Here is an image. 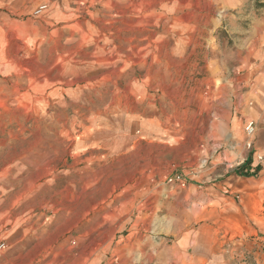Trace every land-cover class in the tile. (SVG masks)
<instances>
[{
    "label": "rangeland",
    "instance_id": "1",
    "mask_svg": "<svg viewBox=\"0 0 264 264\" xmlns=\"http://www.w3.org/2000/svg\"><path fill=\"white\" fill-rule=\"evenodd\" d=\"M31 3L0 81V264H264V191L225 193L204 154L218 80L186 46L192 1ZM214 13L227 60L264 0Z\"/></svg>",
    "mask_w": 264,
    "mask_h": 264
},
{
    "label": "crops",
    "instance_id": "2",
    "mask_svg": "<svg viewBox=\"0 0 264 264\" xmlns=\"http://www.w3.org/2000/svg\"><path fill=\"white\" fill-rule=\"evenodd\" d=\"M191 1L192 5L188 9L191 29L187 28L183 33L186 46L191 53L196 52L198 47L207 48L212 53L207 57V66L210 69L207 74L213 81L218 80L216 94L218 98L214 100L213 95L207 97L208 102H215L217 105L208 110L215 112L216 121L210 120L206 123V132L210 134L206 137L204 154L212 158L213 164L222 165L221 171L228 173L220 180L225 193L231 194L235 190L243 191L246 195L256 191L263 192L264 17L254 19L247 30H242L239 24L233 22L229 28L230 32L244 35L243 38H238L236 48L226 60L219 54V51H222L216 49L217 45L211 42L218 20L214 11L220 7L228 14L230 10L239 8L243 0ZM32 10L31 0H0V81L2 76L10 75V70L17 66L18 56L23 55L19 54L20 50L29 47L33 42V36L35 37L37 32L34 30L33 20L31 16L22 15L31 13ZM210 11H213L212 14ZM42 12L45 10L39 13ZM42 20L45 22L44 28L47 32L48 21L45 17H42ZM42 22L40 21L35 29H42ZM196 37L206 40V44L197 42ZM229 59L232 60L231 63L228 62ZM222 66L233 68L236 75L225 73L221 77H216L213 68ZM249 121L253 123L251 137L244 131V126ZM246 140L252 142L249 150L244 147ZM258 155L262 157L261 160L257 158ZM224 166L230 169H225Z\"/></svg>",
    "mask_w": 264,
    "mask_h": 264
},
{
    "label": "built area",
    "instance_id": "3",
    "mask_svg": "<svg viewBox=\"0 0 264 264\" xmlns=\"http://www.w3.org/2000/svg\"><path fill=\"white\" fill-rule=\"evenodd\" d=\"M244 131H245V133H246L247 136L251 137V135H252V133H253V123H252L251 121H249L248 123L245 124V126H244ZM244 147H245L246 149H248V150L251 149V147H252V142H251V140H246V141H245V144H244ZM257 158H258L259 160L262 159V157H261L260 155H258ZM173 181H179V177L177 176V177L169 178V179H168V182H173ZM0 247H4V244H1Z\"/></svg>",
    "mask_w": 264,
    "mask_h": 264
},
{
    "label": "bare ground",
    "instance_id": "4",
    "mask_svg": "<svg viewBox=\"0 0 264 264\" xmlns=\"http://www.w3.org/2000/svg\"><path fill=\"white\" fill-rule=\"evenodd\" d=\"M103 27V26H102ZM107 43H109V42H107ZM111 44V43H110ZM83 52V51H82ZM110 56V55H109ZM88 77V76H87Z\"/></svg>",
    "mask_w": 264,
    "mask_h": 264
}]
</instances>
